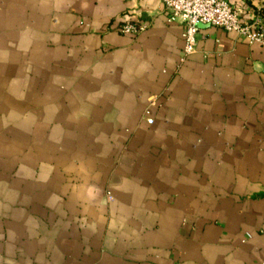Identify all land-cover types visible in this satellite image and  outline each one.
<instances>
[{"label":"crops","instance_id":"1","mask_svg":"<svg viewBox=\"0 0 264 264\" xmlns=\"http://www.w3.org/2000/svg\"><path fill=\"white\" fill-rule=\"evenodd\" d=\"M182 33L163 0H0V264H264V47Z\"/></svg>","mask_w":264,"mask_h":264},{"label":"built area","instance_id":"2","mask_svg":"<svg viewBox=\"0 0 264 264\" xmlns=\"http://www.w3.org/2000/svg\"><path fill=\"white\" fill-rule=\"evenodd\" d=\"M168 22L183 25L182 61L197 48L201 25L234 31L251 44L264 47V2L254 0H163ZM150 25L146 19H127L119 26L125 35H138ZM152 122V120H150Z\"/></svg>","mask_w":264,"mask_h":264}]
</instances>
